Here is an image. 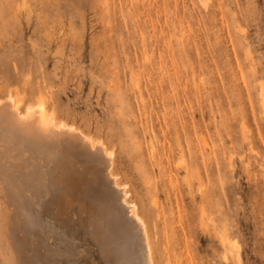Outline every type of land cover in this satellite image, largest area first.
<instances>
[{
    "label": "rangeland",
    "instance_id": "1",
    "mask_svg": "<svg viewBox=\"0 0 264 264\" xmlns=\"http://www.w3.org/2000/svg\"><path fill=\"white\" fill-rule=\"evenodd\" d=\"M7 93L112 150L155 264H264V0H0Z\"/></svg>",
    "mask_w": 264,
    "mask_h": 264
},
{
    "label": "bare ground",
    "instance_id": "2",
    "mask_svg": "<svg viewBox=\"0 0 264 264\" xmlns=\"http://www.w3.org/2000/svg\"><path fill=\"white\" fill-rule=\"evenodd\" d=\"M20 102L12 93L0 98V264H75L76 235L100 244L110 264H155L147 224L112 170V150L43 100ZM220 236L239 263L237 244Z\"/></svg>",
    "mask_w": 264,
    "mask_h": 264
}]
</instances>
